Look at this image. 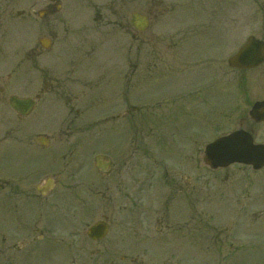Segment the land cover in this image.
Listing matches in <instances>:
<instances>
[{
  "label": "rangeland",
  "instance_id": "rangeland-1",
  "mask_svg": "<svg viewBox=\"0 0 264 264\" xmlns=\"http://www.w3.org/2000/svg\"><path fill=\"white\" fill-rule=\"evenodd\" d=\"M179 1L171 20L176 28L160 18L143 33L134 30L128 52L126 42L118 33L112 40L111 32L79 45L54 38L44 49L37 42L48 36L43 22L27 16L41 7L30 0H0L5 40L0 173L13 177L30 168L57 179L47 196L46 225L38 223L36 230L54 238L20 263L264 264V166L232 164L209 172L203 161L204 146L235 129H246L254 142L264 143V122L248 116L251 105L264 99V63L252 69L227 65L248 35L264 39V0ZM32 25L33 37L28 36ZM33 49L35 57L29 53ZM127 56L137 64L130 86L125 92L121 85L119 95L120 65ZM144 59L163 63L148 73ZM61 62L82 82L81 97L66 87L65 96L42 93L31 114L18 120L8 97H34L38 89L51 87L56 77L66 76ZM120 96L133 106L127 137L120 126L124 113L112 118L121 114L115 108ZM114 120L120 122L112 127ZM37 133L48 136L46 147L35 143ZM24 140L31 141L30 150L19 143ZM96 154L111 158L108 172L94 167ZM195 175L191 190L185 180ZM13 209L11 202L0 217V235L5 233L11 255V243L23 237L12 239ZM103 217L110 226L107 235L90 240L87 227Z\"/></svg>",
  "mask_w": 264,
  "mask_h": 264
},
{
  "label": "flooded vegetation",
  "instance_id": "flooded-vegetation-1",
  "mask_svg": "<svg viewBox=\"0 0 264 264\" xmlns=\"http://www.w3.org/2000/svg\"><path fill=\"white\" fill-rule=\"evenodd\" d=\"M32 6H36L37 4L41 7L39 9H30L27 13L30 21L36 22V20H40L43 22V26L45 27V32L48 36L41 37L38 39L39 45L42 47L40 43L42 40L49 41V47L55 43L53 39L58 40L60 44L72 43L75 45H79L81 41L88 40L90 37L99 36L101 33H118L119 39L122 42H126L128 52L132 46L133 39V11H138L139 13L146 15L148 17V26L151 27L155 25L159 19L165 15L166 13L169 15L170 13H174V8L176 5H180L179 0H30ZM179 1V2H178ZM158 3L161 5L160 7L156 6ZM156 6V7H154ZM155 11H160L156 12ZM20 14V13H19ZM18 14V15H19ZM58 25H62L63 27H59ZM158 25V24H157ZM33 27V29H32ZM32 32L30 36L33 37V34L36 35L37 30L32 25ZM38 29V26H37ZM136 31V30H135ZM2 33V34H1ZM3 17H0V48L4 45L5 40L3 39ZM116 37L113 35V39ZM108 41V40H106ZM36 43V41H34ZM43 48V47H42ZM30 56H36V49L29 51ZM0 55L2 52L0 50ZM3 57V56H2ZM156 63H163V61H154L144 59L145 69H153ZM64 65V69L66 72H63L65 77H56L53 81V85L50 87H45V89H38L36 93L35 102L38 98L45 94V92H51L46 94H52L49 96H54L63 92L62 95H66L64 93L65 87L67 90L71 92H75L74 95L80 96L82 95V91H78L82 87V82L79 78L72 74V71L69 69V65L61 62ZM137 61H134L133 58L127 56L124 61L121 63L120 67H123V72H121L124 81L120 84L118 94H121L123 85V89L126 92L131 83L132 74H134V69L136 68ZM67 65V66H66ZM122 70V68H121ZM66 78V79H65ZM66 81V83L64 82ZM67 80H70L72 86L69 87ZM194 84L190 82V88L193 87ZM4 88L0 87V94L3 92ZM91 94H95L93 89L90 90ZM190 92L189 88L187 93ZM191 94V93H190ZM59 96V95H58ZM190 96V95H189ZM58 101L60 100L58 97L55 98ZM192 101V99H191ZM68 106V104H66ZM115 108L121 111L119 113V117L125 115L124 126L126 127V131H130L132 129L131 118L129 117V111L133 108L132 105L125 102L122 103V97L120 96L117 99V103L115 104ZM193 107H191L192 110ZM63 110V108H62ZM117 110V111H118ZM190 110V109H189ZM11 112L17 117L18 120H21L23 116H21L17 111L11 108ZM124 113V115H123ZM118 115L116 117H118ZM120 121H114L113 126H116ZM127 133V132H126ZM23 138V137H20ZM35 143H38L42 146V142L45 139L48 140L46 135L41 133H37L35 135ZM15 141H18L14 138ZM41 143H39V142ZM24 145L23 148H27L30 150L31 141L24 140L19 142ZM10 145L12 143H9ZM16 147V145H13ZM5 147V145L3 146ZM45 147V146H42ZM196 161V158L194 157ZM196 168V167H195ZM216 168L211 169L209 172H215L217 170H225ZM213 178L217 180V176L212 174ZM39 177V178H38ZM48 178H53V188L47 194H40L38 192V187L41 186L44 181ZM195 178L188 177L185 180V183L191 190L195 188ZM227 176L225 175V180ZM57 184V179L52 176L49 177L47 174V170L40 174H37L36 169H28L23 173H17L16 176L10 177L5 176L4 173H0V217H4L6 209L11 208V202L13 203L12 212L16 214L14 217L16 227L13 233L12 239L18 238V236L23 237L16 244L14 241L11 243L15 249L12 251L15 254H9L6 252V238L5 233L2 232L0 235V262L1 264H17L19 261H24V258H32L34 257L33 252L43 251V246H47L48 241L50 240L47 237V233H43L42 230L38 234L37 230V217L32 215V210L38 204L40 209L44 206H47V196L53 191L54 187ZM131 191V185L126 183V186L129 187ZM128 194V193H127ZM33 209L31 206H33ZM31 208V209H30ZM34 213V211H33ZM23 214V216H22ZM11 244L7 245L11 247ZM18 259V260H17ZM20 264H24L23 262Z\"/></svg>",
  "mask_w": 264,
  "mask_h": 264
},
{
  "label": "water",
  "instance_id": "water-1",
  "mask_svg": "<svg viewBox=\"0 0 264 264\" xmlns=\"http://www.w3.org/2000/svg\"><path fill=\"white\" fill-rule=\"evenodd\" d=\"M264 62V42L248 37L245 44L232 58L229 64L241 67H253ZM9 104L21 114L26 115L33 106L30 98L11 96ZM250 116L255 121L264 120V100L253 104ZM207 159L211 165L226 166L232 162L251 164L258 169L264 165V144H254L252 137L244 130L234 131L222 136L208 144L205 148ZM101 156L95 158V166L101 170L108 167L109 161H102ZM108 224L104 221H97L87 230V235L93 239H101L107 232Z\"/></svg>",
  "mask_w": 264,
  "mask_h": 264
}]
</instances>
